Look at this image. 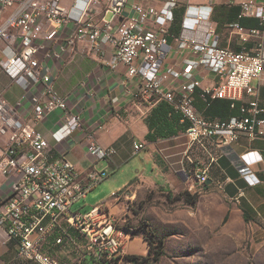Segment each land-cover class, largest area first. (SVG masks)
Masks as SVG:
<instances>
[{
	"label": "built area",
	"instance_id": "1",
	"mask_svg": "<svg viewBox=\"0 0 264 264\" xmlns=\"http://www.w3.org/2000/svg\"><path fill=\"white\" fill-rule=\"evenodd\" d=\"M161 1L164 4L161 10L135 5L134 15L124 16L127 0H75L71 9L64 7L62 0H0V54L4 56L0 59V70L24 91L38 90L31 98V122L13 118L15 108L8 107L0 91V136L8 138L7 147L0 145V174L18 177L8 194L0 198V228L8 240L16 242L17 260L54 264L42 248L48 236L56 231L60 235L55 245L73 242L63 228L64 223L85 240L78 264L118 263L124 257V246L132 238L131 233L117 226L118 217L103 206L93 207L86 214L72 211V206L107 175L89 173L86 182H80L74 164L64 154L54 157L44 136L35 129L54 111L61 112L62 128L67 134L80 126V116L50 84L51 69L47 64L50 55L41 56L46 45L57 43L61 30L71 20L72 10H76L74 19L79 25L77 39L87 40L93 46L100 43L113 46L115 61L126 66L127 76H139L140 95L154 103L169 104L180 115L181 122L187 124L183 132L185 151L178 162L182 169L184 162L194 164V150L207 151V144L213 139L229 145L240 134L253 140L264 137V109L259 107L253 83L264 73V57L251 56L245 49L233 52L208 39L201 44L182 41L179 48L191 50L195 59L178 70L162 71L172 10L181 0ZM239 6L241 16L256 18L264 25V0L242 1ZM147 24L153 30L141 28ZM236 29L240 33L245 31ZM248 32L251 35L255 31ZM246 36L241 37L243 43ZM197 68L219 78L216 85L202 89L200 98L204 102L227 100L234 108V103L243 96L252 99L239 108L238 116L203 117L194 105V91L200 82L195 78L181 81ZM27 100L26 95L22 96L16 108H22ZM144 148L142 143L133 144L134 154ZM88 152L98 161L114 154L112 148H104L95 141L89 144ZM213 162L215 159L210 158V163ZM209 169V165L194 168L192 176L200 186L206 183ZM248 170L245 166L240 173L247 175Z\"/></svg>",
	"mask_w": 264,
	"mask_h": 264
},
{
	"label": "crops",
	"instance_id": "2",
	"mask_svg": "<svg viewBox=\"0 0 264 264\" xmlns=\"http://www.w3.org/2000/svg\"><path fill=\"white\" fill-rule=\"evenodd\" d=\"M242 1L262 2L181 0L177 8L172 10L162 71L178 70L187 61L195 59L191 50L179 48L182 41L201 44L208 39L233 52L245 49L251 56L264 57V25L256 18L240 15L239 3ZM73 2L75 0H62V5L71 9ZM135 5L158 10L164 8L161 0H127L123 15L133 16ZM75 16L76 10H72L71 20L61 30L57 43L46 45L41 56L46 53L50 55L47 62L51 69L50 84L59 95L68 100L73 112L80 116V126L67 134L62 128L60 111L50 113L41 124L35 126L48 142L50 153L54 157L64 154L74 164L80 182H86L89 173L103 172L107 175L72 206V211L86 214L93 207L103 206L109 214L116 215L113 211L117 209L118 194L124 190L144 187L160 189L165 193L193 195L197 192L194 212L199 215L213 213L215 198L219 196L227 204L225 209H221L224 217H243L245 212L253 222L254 218L264 219V137L253 140L246 134H240L237 141L229 145L219 144L218 140L213 139L207 144V151L194 150V164L184 162L182 169L178 162L182 160L185 151L181 142L183 132L170 138L147 140L149 122L156 115L161 102L154 103L140 95L139 76H127L126 66L115 61L113 46L108 43L93 46L87 40L77 39L75 33L79 25ZM236 27L245 31L240 33ZM141 28L153 30L148 24ZM248 30L255 32L249 35ZM245 35L246 42L243 43L241 37ZM71 38L73 43L70 44ZM192 78L200 82V87L194 91V105L205 118L226 119L238 116L239 108L252 99L243 96L234 103V108H231V103L227 100L204 102L200 98L202 89L216 85L219 78L197 68L190 70V77L181 81L189 82ZM253 83L257 88L259 107L264 109V73ZM0 91L8 107L15 108L12 117L31 122V98L38 90L24 91L0 70ZM25 95L29 102L25 101L24 106L17 109L18 100ZM92 141L104 148H112L113 156L106 160H96L88 152ZM136 142L144 144L145 148L134 154L133 144ZM0 145L2 148L8 146L7 135L0 136ZM210 158H214L215 162L210 163ZM208 165L210 169L207 181L200 186L192 172L195 167ZM245 166L249 169L247 175L240 173ZM113 171L122 174L128 171L132 175L126 181H114L106 186L111 190L110 197L107 198L108 193L104 188L98 187ZM17 179L18 177H4L0 174V198L8 194L11 184ZM89 196L93 206L85 211L83 209L87 205L81 204ZM77 205H80L79 208L74 209ZM63 228L73 242L55 245V239L60 235L56 231L48 236L42 252L54 264H78L77 260L84 252L85 240L67 224L64 223ZM145 245L147 244L143 238L136 235L124 246L123 256L145 255L148 251ZM16 253V242L8 240L4 230L0 228V264H32L17 260Z\"/></svg>",
	"mask_w": 264,
	"mask_h": 264
},
{
	"label": "rangeland",
	"instance_id": "3",
	"mask_svg": "<svg viewBox=\"0 0 264 264\" xmlns=\"http://www.w3.org/2000/svg\"><path fill=\"white\" fill-rule=\"evenodd\" d=\"M2 57L0 54V59ZM181 142L185 146L186 139L183 137ZM130 175L132 172L113 171L98 189L104 188L109 198L111 190L106 186L114 181H126ZM168 195L173 198L179 193L144 187L124 190L118 194L117 209L113 211L119 219L117 226L122 230L142 236V232L149 229L164 239V256L153 264H264V219L254 218L255 222L246 223L241 216H230L223 223L221 209L227 204L219 196L215 198L213 213L199 215L194 212L196 203L173 201ZM90 196L81 204L87 205L85 211L93 206ZM145 246L148 249L149 246ZM147 252L135 256L145 257ZM113 264L128 263L121 260Z\"/></svg>",
	"mask_w": 264,
	"mask_h": 264
},
{
	"label": "trees",
	"instance_id": "4",
	"mask_svg": "<svg viewBox=\"0 0 264 264\" xmlns=\"http://www.w3.org/2000/svg\"><path fill=\"white\" fill-rule=\"evenodd\" d=\"M228 117H226L227 119ZM150 131L147 134V140L155 141L158 138H170L174 135H177L179 132H184L187 128L186 123L181 122L180 115L175 112L172 107L165 103L161 102L159 110L156 115L149 122ZM168 198L173 201L183 200L184 203L188 205H193L197 202V194L183 193L174 196L171 198L168 195ZM243 220L248 223L251 219L243 212ZM228 219L226 215L223 219L225 223ZM126 232L131 233L128 229H125ZM134 237V233H131ZM141 236V235H140ZM143 240L146 242L148 247V252L145 257H139L135 255H125L122 260L128 264H153L157 263L162 256H164L165 241L163 238H159L154 232L149 229L142 232Z\"/></svg>",
	"mask_w": 264,
	"mask_h": 264
}]
</instances>
